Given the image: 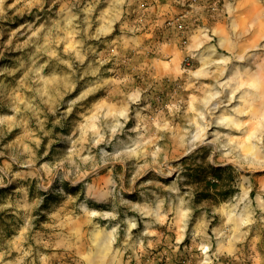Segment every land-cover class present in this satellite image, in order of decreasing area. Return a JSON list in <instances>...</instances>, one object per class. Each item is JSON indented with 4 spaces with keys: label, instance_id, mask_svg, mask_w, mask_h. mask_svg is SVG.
Listing matches in <instances>:
<instances>
[{
    "label": "rangeland",
    "instance_id": "rangeland-1",
    "mask_svg": "<svg viewBox=\"0 0 264 264\" xmlns=\"http://www.w3.org/2000/svg\"><path fill=\"white\" fill-rule=\"evenodd\" d=\"M180 2L0 0V264H264V0Z\"/></svg>",
    "mask_w": 264,
    "mask_h": 264
},
{
    "label": "crops",
    "instance_id": "crops-1",
    "mask_svg": "<svg viewBox=\"0 0 264 264\" xmlns=\"http://www.w3.org/2000/svg\"><path fill=\"white\" fill-rule=\"evenodd\" d=\"M118 1H121V0H118ZM130 1H135L138 5L137 8L139 10H141L143 8L142 4H144V3L147 4L145 9L147 12L149 10V12L153 13L152 16H155V18H154L155 21H158L159 16H163V14L165 12H171L175 8H177V9L180 8L179 10H181L183 7V5H182L183 3L180 2L181 0H130ZM176 1H177V3H175ZM126 2H127V0H126ZM110 8H112V7H110ZM123 8L125 9V7H123ZM184 8L185 7H183V9ZM111 12H112V10H111ZM115 12L118 13L117 11H115ZM160 19H162V18H160Z\"/></svg>",
    "mask_w": 264,
    "mask_h": 264
},
{
    "label": "bare ground",
    "instance_id": "bare-ground-1",
    "mask_svg": "<svg viewBox=\"0 0 264 264\" xmlns=\"http://www.w3.org/2000/svg\"><path fill=\"white\" fill-rule=\"evenodd\" d=\"M256 83L258 84V81L256 80V81H251V84L247 87V88H245V89H247V91H251V92H253V94L254 95H256L255 93L257 92V91H253V87L252 86H256ZM252 96L254 99H255V96Z\"/></svg>",
    "mask_w": 264,
    "mask_h": 264
}]
</instances>
